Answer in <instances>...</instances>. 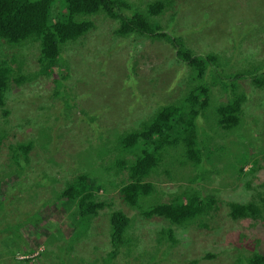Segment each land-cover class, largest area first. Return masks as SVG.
Returning a JSON list of instances; mask_svg holds the SVG:
<instances>
[{
    "label": "trees",
    "instance_id": "obj_1",
    "mask_svg": "<svg viewBox=\"0 0 264 264\" xmlns=\"http://www.w3.org/2000/svg\"><path fill=\"white\" fill-rule=\"evenodd\" d=\"M141 2L139 6L138 3L132 4L128 0H0V110L5 117L10 115L7 102L10 100L12 93L8 94L11 91L13 94L14 91L21 92L24 87L41 79L43 75H50L53 69L60 67V70L63 65L68 66V59L64 58L62 53L64 47L98 32L96 20L100 17L120 22L118 29L110 33L122 37L140 35L167 40L174 49V59L188 74L186 89L173 100L158 102L152 116L141 120L136 127L115 133L113 141L105 140L99 132L93 140L98 141L99 137L101 138L100 145L105 148L100 150L103 154H91L80 149L76 161L74 160L78 165L76 175L65 178L63 186L56 190V200L72 210L73 220L76 213L74 226L69 233V240L63 244L64 248L73 250L76 241L90 235L88 231L92 220L98 215V210L107 207L111 213L105 229L111 237L112 245L116 248L124 246L127 255L132 256L139 240L134 232L132 220L126 213L115 209L113 202L102 200L96 193L107 192L108 189L102 177L91 168L96 165L95 160H99L100 170L109 174L127 172L129 183H123L121 189L127 204L144 217H162L171 225L157 233L155 251L138 253L139 259H145L144 256L148 255L147 259L152 262L167 258L179 244L172 225L205 227L211 212L217 209L214 194H206L204 185L199 182L215 174L229 180L238 178L252 161L253 154L248 146L237 147L230 144L235 133L241 139L247 138L243 132L249 130L244 105L250 98V85L264 90V57H257L251 62L252 53L248 50L242 51L240 54L245 53V60L241 58L238 62H242L243 66L237 67L233 57L223 59L215 52L198 54L183 38H176L164 31L159 21L162 14L174 7L175 0ZM229 10L231 8L225 13ZM258 11L264 16V5L255 15ZM207 15L208 13L204 14L205 18ZM205 18L200 21V27H205ZM243 25L247 29L253 28L255 33L260 27L257 21H253V17ZM245 34L251 42L258 40L264 43V34L260 39L258 36L252 39L248 32ZM241 41L246 44V39ZM27 47V51L31 47L38 50V66L35 70L25 68L24 50ZM234 47L236 49V45ZM16 94L13 111L22 110L19 105L20 94ZM55 94L65 95L64 91L59 90L55 91ZM66 96H69L67 92ZM65 108L70 109L68 103ZM83 115L85 117L81 119L86 118L88 113ZM93 119L95 117L91 116V120ZM37 123L39 122L36 120L28 121L34 128V134L31 136L36 138L42 148L49 142H54L51 153L55 154L60 145L55 143L57 138L49 133L42 134ZM91 125L93 133L98 134V124L92 122ZM46 129L52 131L50 125H47ZM7 132V127L5 131L0 132L2 146ZM212 134L220 138V142L213 144ZM31 141L28 140L11 151L10 163L6 167L9 173L0 181V194L4 196L0 202V237L4 235L3 240H0V264H35L34 257L17 261L16 255H27L34 251L29 250L26 245L23 246L27 242L21 234V229L26 225H37L42 221L43 212L38 210L34 216L27 213L23 216L21 212L27 209L32 198L35 199V187L44 186L47 181L49 184L58 182L46 169L39 174L43 178L33 177L31 183H22L24 176H27L25 165L29 161V153L35 148ZM40 146H36L37 152ZM229 147L235 166L224 167L228 164L225 155ZM43 156L36 154V158ZM100 156L107 157V161ZM44 158L39 161L45 160ZM81 165L88 166L91 170L84 171ZM152 176H156V181H161L163 188H175V191H167L172 193L170 200L163 199L166 193L164 189L161 194L158 193L157 184L149 180ZM5 180L12 183L10 188ZM232 184L231 180L230 185ZM94 186H97V189H94ZM246 187L250 188L249 185ZM258 187L264 188V182ZM54 204L55 202L47 201L44 207L49 208ZM72 204L76 207L75 210ZM228 206L232 220L264 222L262 193L252 196L249 201H231ZM15 213L19 217L10 221L7 216ZM61 250L64 249L58 246L54 257L61 256L59 264H67V254L64 253L63 256ZM115 253L116 251L108 253L104 264H110ZM48 254L44 251L40 255L44 258ZM205 257L215 258L212 254H206ZM55 262L53 260V263ZM150 262L146 264H153ZM235 264H264V249L260 250L254 245L252 254L240 255Z\"/></svg>",
    "mask_w": 264,
    "mask_h": 264
},
{
    "label": "rangeland",
    "instance_id": "obj_2",
    "mask_svg": "<svg viewBox=\"0 0 264 264\" xmlns=\"http://www.w3.org/2000/svg\"><path fill=\"white\" fill-rule=\"evenodd\" d=\"M128 2L138 3L139 6L142 4L141 0ZM263 5L264 0H175L174 7L162 14L159 21L164 31L176 38H183L196 53L215 52L223 59L233 57L237 62L235 66L242 67V62H238L241 58L245 60V53L240 54L242 51L248 50L252 53L251 62L257 57L258 59L264 57V43L258 40L251 42L245 34L248 32L252 39H256L257 36L260 39L263 36L264 16L259 11L255 15ZM229 8L231 10L225 13ZM205 13H208L206 18ZM252 17L253 21L260 24L256 33L253 28L247 29L243 25ZM203 18L206 25L200 27ZM96 21L98 32H93L84 40L64 47L62 53L64 58L68 59L70 67L63 65L60 70V67L55 68L50 75H43L41 79L24 87L21 92L14 91L13 94L11 91L8 94L12 93L10 100L7 102L10 115L5 117L0 110V132L5 131V127L8 128L3 146L0 145V181L9 173L6 167L10 163L11 151L28 140H32L35 148L29 153V161L25 165L27 176H24L25 180L22 183H31L33 177L43 178L39 174L46 169L51 176L58 179V182L49 184L47 181L44 186L35 187V199L32 198L27 209L21 212L23 216L26 213L34 216L38 210L43 213L42 221L37 225H26L21 229V234L27 242L23 246L34 250L32 252L34 254H17V261L34 257L35 264H59L61 256L54 257L59 246L64 249L61 250L63 256L64 253L67 254V264H104L108 253L112 251L116 253L110 264H146L150 262L147 259L148 255L144 256L145 259H139L138 253L155 251L157 233L171 226L162 217L147 218L131 208L121 192L123 183H129L127 172L109 174L100 170L98 164L100 161L95 160L96 165L91 169L96 170V174L102 177L108 189L107 192L96 193L102 200L113 202L115 209L121 210L131 218L134 232L139 239L138 245L132 256L127 255L124 246L116 248L112 245L111 237L105 229L109 223L111 210L103 207L98 210L97 217L91 222L89 237L86 235L76 241L73 250L63 247L69 240L76 213L73 220L72 210L56 200V190L63 186L65 178L76 175L78 165L74 162L80 149L91 154L96 152L98 155L103 154L100 150L105 148L100 145L101 138L95 141L93 137H97L100 132L105 140L113 141L115 133L136 127L141 120L152 116L158 102L176 98L186 89L188 82V74L174 59V49L167 40L140 35L122 37L110 33L118 29L119 21L101 17ZM241 39H246V44L242 43ZM28 47L24 50L25 68L35 70L38 66V50L31 47L27 51ZM57 90L64 91L65 95H56ZM248 92L250 98L244 105V110L248 118L249 133L243 131L246 139H241L235 133L230 145L248 146L253 154L252 161L244 169L242 176L231 178L232 185L229 178H220L219 174L210 175L209 179L199 182L204 185L206 194H214L217 209L211 212L208 221L205 220L207 224L205 227L172 225L179 244L172 249L170 256L152 261L153 264H235L240 255H251L254 245L260 250L264 249L262 220L235 221L229 216V202L249 201L257 193L264 195V188L258 187L264 182V90H258L250 85ZM15 94H20L19 105L22 110H12ZM67 103L70 109L65 108ZM83 113L88 115L81 119L85 117ZM91 116L95 119L91 120ZM33 119L39 122L37 124L42 134L49 133L57 138L55 143L60 145L55 154L51 153L54 142H49L42 148L40 143L36 142V138L31 136L34 134V128L28 121H35ZM92 122H96L100 127L98 134L91 130ZM47 125L52 127V131L46 129ZM220 132L219 130L218 134ZM212 135L213 144L220 142V138ZM38 144L40 150L37 152ZM37 153L44 155L41 158L45 157V160L40 162L41 158H36ZM225 156L228 164L224 167L235 166V160H231L230 147ZM100 158L105 162L108 159L101 156ZM81 166L84 171L91 170L88 166ZM149 180L157 184L159 194L164 189L165 201L172 198V193L169 192L175 191L174 187L163 188L161 181H156V176L150 177ZM4 182L8 188L12 186L11 182L6 180ZM94 189H97V186H94ZM3 197L0 194V202L3 201ZM47 201L55 204L45 208L44 203ZM72 208L75 210L74 204ZM7 217L11 221L19 215L15 213ZM3 237L4 235L0 240H3ZM44 251L49 254L43 258L40 254ZM206 254H212L215 258L205 257ZM53 260L56 262L53 263Z\"/></svg>",
    "mask_w": 264,
    "mask_h": 264
},
{
    "label": "clouds",
    "instance_id": "obj_3",
    "mask_svg": "<svg viewBox=\"0 0 264 264\" xmlns=\"http://www.w3.org/2000/svg\"><path fill=\"white\" fill-rule=\"evenodd\" d=\"M248 124V123H247Z\"/></svg>",
    "mask_w": 264,
    "mask_h": 264
}]
</instances>
